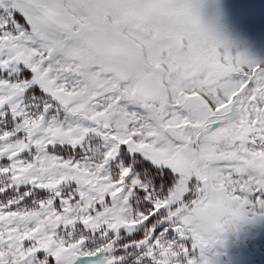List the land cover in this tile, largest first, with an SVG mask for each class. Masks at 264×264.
I'll use <instances>...</instances> for the list:
<instances>
[{
	"label": "snow or ice",
	"instance_id": "obj_1",
	"mask_svg": "<svg viewBox=\"0 0 264 264\" xmlns=\"http://www.w3.org/2000/svg\"><path fill=\"white\" fill-rule=\"evenodd\" d=\"M256 225L264 55L223 0H0V264H224Z\"/></svg>",
	"mask_w": 264,
	"mask_h": 264
},
{
	"label": "rangeland",
	"instance_id": "obj_2",
	"mask_svg": "<svg viewBox=\"0 0 264 264\" xmlns=\"http://www.w3.org/2000/svg\"><path fill=\"white\" fill-rule=\"evenodd\" d=\"M233 25L255 52L264 55V0H223ZM247 232L231 241L224 264H264V225L246 226ZM212 256V254H209ZM214 259V257H212Z\"/></svg>",
	"mask_w": 264,
	"mask_h": 264
}]
</instances>
